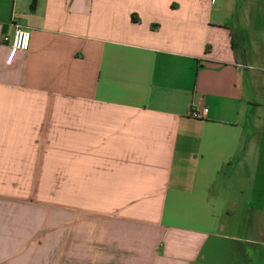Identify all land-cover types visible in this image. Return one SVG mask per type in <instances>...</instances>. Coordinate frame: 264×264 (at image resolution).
<instances>
[{
	"label": "crops",
	"instance_id": "obj_1",
	"mask_svg": "<svg viewBox=\"0 0 264 264\" xmlns=\"http://www.w3.org/2000/svg\"><path fill=\"white\" fill-rule=\"evenodd\" d=\"M261 185L264 0H0V264H264Z\"/></svg>",
	"mask_w": 264,
	"mask_h": 264
},
{
	"label": "built area",
	"instance_id": "obj_2",
	"mask_svg": "<svg viewBox=\"0 0 264 264\" xmlns=\"http://www.w3.org/2000/svg\"><path fill=\"white\" fill-rule=\"evenodd\" d=\"M216 0H212V3L215 4ZM31 32L23 29V28H16L13 36L11 38L5 37L4 40L6 42H10V50L9 55L7 59V63L11 64L15 58V56L19 52H27L29 51L30 45H31ZM204 116L207 114V110H204L202 113ZM195 118H199L201 114H198L197 112H193L191 114Z\"/></svg>",
	"mask_w": 264,
	"mask_h": 264
},
{
	"label": "rangeland",
	"instance_id": "obj_3",
	"mask_svg": "<svg viewBox=\"0 0 264 264\" xmlns=\"http://www.w3.org/2000/svg\"><path fill=\"white\" fill-rule=\"evenodd\" d=\"M242 171V173H243V170H241ZM248 173L249 174H246V175H244L243 174V176H250V173H253V175L252 176H255L256 177V179L257 180H261L262 179V177H263V173L260 171V173H259V176H258V172H256V171H253L252 169H249V171H248ZM243 182V184H245V186L244 187H247V189L249 190V191H251V187H252V181H245V180H242V179H240V176L239 175H236V176H234L233 177V182L235 183V182ZM262 186V188H264V185H261ZM255 188H257V187H255ZM261 188V187H260Z\"/></svg>",
	"mask_w": 264,
	"mask_h": 264
}]
</instances>
